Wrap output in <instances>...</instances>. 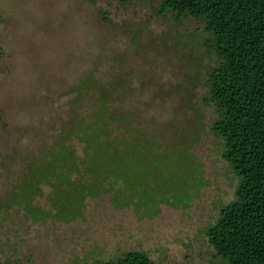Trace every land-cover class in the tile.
<instances>
[{"label": "rangeland", "instance_id": "1", "mask_svg": "<svg viewBox=\"0 0 264 264\" xmlns=\"http://www.w3.org/2000/svg\"><path fill=\"white\" fill-rule=\"evenodd\" d=\"M160 2L0 0V196L63 127L88 70L118 82L120 104L150 132L167 142L191 135L200 179L186 204L162 202L148 215L114 207L110 194L87 197L67 221L34 220L15 207L0 221V264H100L129 251L156 264H222L204 230L235 199L238 179L211 132L217 112L203 104L218 60L204 21L160 15ZM48 193L43 187L33 206L49 212Z\"/></svg>", "mask_w": 264, "mask_h": 264}, {"label": "trees", "instance_id": "2", "mask_svg": "<svg viewBox=\"0 0 264 264\" xmlns=\"http://www.w3.org/2000/svg\"><path fill=\"white\" fill-rule=\"evenodd\" d=\"M158 12L204 21L207 47L218 60L203 104L217 112L211 132L223 141L222 158L238 183L235 199L204 234L222 264H264V0H161ZM120 87L92 70L80 76L63 127L23 162L0 196V221L15 207L34 220L49 213L67 221L87 197L102 194H110L116 208L132 206L147 215L159 203L192 199L200 182L192 136L177 132L167 142L150 132L124 110ZM43 187L49 212L33 206ZM100 264L156 263L129 251Z\"/></svg>", "mask_w": 264, "mask_h": 264}]
</instances>
